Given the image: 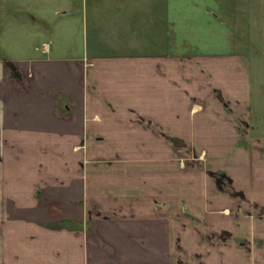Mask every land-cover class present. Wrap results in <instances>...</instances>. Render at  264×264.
<instances>
[{"label":"crops","instance_id":"1","mask_svg":"<svg viewBox=\"0 0 264 264\" xmlns=\"http://www.w3.org/2000/svg\"><path fill=\"white\" fill-rule=\"evenodd\" d=\"M92 15L80 52L44 43L0 62V264H264V247L248 242L264 236V217L248 230L264 205L246 201L247 156L227 151L242 129L254 145L246 67L221 80L217 59L163 55V14L132 18L136 42ZM113 18L130 26L129 14ZM112 38L119 54L106 52ZM213 160L240 171L208 172L210 192L198 165Z\"/></svg>","mask_w":264,"mask_h":264},{"label":"rangeland","instance_id":"2","mask_svg":"<svg viewBox=\"0 0 264 264\" xmlns=\"http://www.w3.org/2000/svg\"><path fill=\"white\" fill-rule=\"evenodd\" d=\"M143 11L152 12L154 15L163 14L162 29H167L164 43L168 45V50H163V55L217 59L213 62L211 75L212 78L217 76L221 80L222 78L229 80L230 75L233 78L237 70L241 72L243 67L248 70L250 85L248 113L255 137L252 140L254 145L251 147V140L248 142L245 130L242 129L243 131L233 132V137L238 140L233 143L232 140H235L230 139L233 145L228 147L227 151H231L233 159L238 161L247 156L246 162L250 173L247 200L246 197L245 200L252 206L264 205V145L259 146L255 141L256 137L264 139V0H0V62L37 56L40 52L43 53L41 50L46 47V43L52 48L55 43L67 45L78 43L79 48H75V51L80 52L87 32L89 36L92 33L94 13H101L103 17L98 26L100 24L103 28L110 26L111 30L121 37L127 30L136 42L144 36L138 32L141 28L140 21L133 22L132 18L143 14ZM127 14L130 16V26L123 24V27H119L124 21L113 17L120 18L121 15ZM156 25L158 28L154 26V30H160V24ZM102 33L103 36L109 35L107 32ZM110 41L112 43L107 45L109 48L107 54H119L116 48L113 49V46L119 43H115L113 38ZM143 50L147 53L161 51L156 50L155 47L143 48ZM70 52L74 53V50L71 49ZM139 52V49L130 45L125 53L139 55ZM201 149L209 150V148ZM214 149L221 152L224 147L217 146ZM252 151L259 155V158L254 157V162L251 160ZM241 152L244 153L242 157ZM197 163L199 162L195 160L182 163L185 175L193 166H197ZM230 165H234L233 168L240 171L239 166L235 167V163L217 160L201 161L198 171L202 176V184L210 186L211 192L215 187L212 178L210 180L207 175L208 172L219 173ZM191 180L192 177H189L186 181ZM233 188L235 189V185ZM218 197L222 200L214 199V202L228 201L225 195L219 194ZM233 198L232 202L240 201L239 196L233 195ZM248 214L250 220L248 230L254 232L256 222H258L257 226L262 225L260 220L264 217V211L250 210ZM256 230L258 231V227ZM260 237L264 239V236L257 234L248 235L250 249L251 240L255 247L261 249L264 247Z\"/></svg>","mask_w":264,"mask_h":264}]
</instances>
